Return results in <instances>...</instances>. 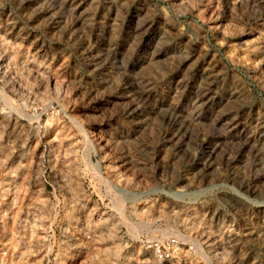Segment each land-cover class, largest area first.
<instances>
[{"label": "rangeland", "instance_id": "374dc122", "mask_svg": "<svg viewBox=\"0 0 264 264\" xmlns=\"http://www.w3.org/2000/svg\"><path fill=\"white\" fill-rule=\"evenodd\" d=\"M0 264H264V0H0Z\"/></svg>", "mask_w": 264, "mask_h": 264}, {"label": "built area", "instance_id": "2783aa9c", "mask_svg": "<svg viewBox=\"0 0 264 264\" xmlns=\"http://www.w3.org/2000/svg\"><path fill=\"white\" fill-rule=\"evenodd\" d=\"M157 254L159 256V258H161L162 260H170L172 258L171 254L169 252H162L160 249H157ZM174 254H177V252L175 251Z\"/></svg>", "mask_w": 264, "mask_h": 264}]
</instances>
